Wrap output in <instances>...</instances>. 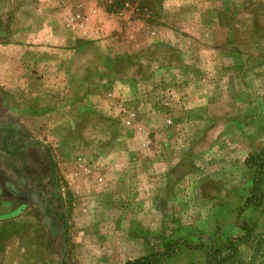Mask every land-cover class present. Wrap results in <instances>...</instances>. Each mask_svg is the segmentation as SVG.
I'll list each match as a JSON object with an SVG mask.
<instances>
[{
  "label": "rangeland",
  "instance_id": "rangeland-1",
  "mask_svg": "<svg viewBox=\"0 0 264 264\" xmlns=\"http://www.w3.org/2000/svg\"><path fill=\"white\" fill-rule=\"evenodd\" d=\"M0 199V264H264V0H0Z\"/></svg>",
  "mask_w": 264,
  "mask_h": 264
},
{
  "label": "crops",
  "instance_id": "crops-1",
  "mask_svg": "<svg viewBox=\"0 0 264 264\" xmlns=\"http://www.w3.org/2000/svg\"><path fill=\"white\" fill-rule=\"evenodd\" d=\"M12 207H13V202L12 203L11 201L4 202L3 199H0V222L2 221V219H4L3 218L4 215L10 216L12 214L11 213ZM5 249L7 253H9L12 250V246H9V247H5V245L0 246V252L2 253V256H4ZM1 262L4 263V260L3 261L1 260Z\"/></svg>",
  "mask_w": 264,
  "mask_h": 264
},
{
  "label": "trees",
  "instance_id": "trees-1",
  "mask_svg": "<svg viewBox=\"0 0 264 264\" xmlns=\"http://www.w3.org/2000/svg\"><path fill=\"white\" fill-rule=\"evenodd\" d=\"M247 163L250 164V167L256 166V164H253L252 163V158H249L248 161H247ZM178 244H180V243H174L173 245H178ZM142 263L151 264L150 258H145V259H142V260H137L135 262H129L127 264H142Z\"/></svg>",
  "mask_w": 264,
  "mask_h": 264
}]
</instances>
